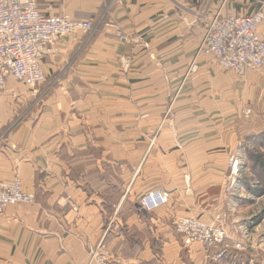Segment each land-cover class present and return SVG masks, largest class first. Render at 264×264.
<instances>
[{
  "label": "crops",
  "instance_id": "0c3cea01",
  "mask_svg": "<svg viewBox=\"0 0 264 264\" xmlns=\"http://www.w3.org/2000/svg\"><path fill=\"white\" fill-rule=\"evenodd\" d=\"M260 1L229 0L223 13L251 17ZM38 3L45 15L100 24L63 38L38 88L8 80L0 182L18 176L36 200L0 215V259L86 264L103 244L123 264H207L205 248L185 245L174 222H212L234 206L229 160L243 153V110L264 116V69L241 76L197 56L201 18L218 13V0ZM258 32L264 39V21ZM159 190L169 204L143 210L140 199Z\"/></svg>",
  "mask_w": 264,
  "mask_h": 264
},
{
  "label": "built area",
  "instance_id": "2783aa9c",
  "mask_svg": "<svg viewBox=\"0 0 264 264\" xmlns=\"http://www.w3.org/2000/svg\"><path fill=\"white\" fill-rule=\"evenodd\" d=\"M221 8L212 18L202 17L205 38L197 56L209 54L216 58L219 67L245 75L249 71L264 69V39L258 28L264 21V0L261 9L251 17L223 13L229 0H218ZM170 17L165 16L163 20ZM153 20L150 24H154ZM100 23L92 20H75L70 15H45L38 0H0V100L9 79L36 89L46 81L45 61L59 52L61 41L74 32L93 35ZM120 34V32H119ZM122 68L128 71L131 59L121 60ZM196 66L193 67V70ZM41 98V96H40ZM252 111L247 110L249 117ZM230 165L233 173L238 163L232 157ZM34 193L24 190L22 180L17 176L12 181L0 182V215L12 205H31L35 202ZM170 202L165 191H150L139 201L140 207L153 212ZM227 216L218 214L212 222L197 218L182 217L175 221L176 231L182 235L187 246L200 244L217 247L227 236ZM244 250L243 245H238ZM218 255V259L223 258ZM0 264H14L0 259ZM86 264H121L103 244L89 254Z\"/></svg>",
  "mask_w": 264,
  "mask_h": 264
},
{
  "label": "rangeland",
  "instance_id": "374dc122",
  "mask_svg": "<svg viewBox=\"0 0 264 264\" xmlns=\"http://www.w3.org/2000/svg\"><path fill=\"white\" fill-rule=\"evenodd\" d=\"M62 15L65 14L56 16ZM84 34L89 35L88 33ZM247 110L249 109L243 110V118H241L243 123H264V116L260 115L251 120L253 112L248 117ZM243 146V153L239 156H233L238 163L235 173H233V167H231L229 160L231 191L228 192V195L230 194L228 204L234 206H226V209L221 210V214L227 216V236L223 243L215 248L203 246L206 252L207 264H264V195H256L249 189V187L251 189L261 188L262 180L258 177L259 174L252 166L253 164H250L252 162L249 161V155L245 151V141ZM251 147H256V145L251 143ZM257 151L264 153V148ZM258 171L261 175V170L258 169ZM99 245L92 247L89 254ZM238 245H243L244 250H239ZM213 251L216 252L213 253ZM221 254L224 255L223 258L218 259V255ZM120 263L123 264L121 261Z\"/></svg>",
  "mask_w": 264,
  "mask_h": 264
},
{
  "label": "trees",
  "instance_id": "16d2710c",
  "mask_svg": "<svg viewBox=\"0 0 264 264\" xmlns=\"http://www.w3.org/2000/svg\"><path fill=\"white\" fill-rule=\"evenodd\" d=\"M252 120V119H251ZM248 132L246 133L245 139V151L249 155V161L253 164L252 166L259 174L258 177L262 180V187L258 189H249L256 195H264V153L260 150V148H264V123H248ZM251 143H254L256 147H251ZM258 169L261 170L262 174ZM263 176V177H262Z\"/></svg>",
  "mask_w": 264,
  "mask_h": 264
}]
</instances>
